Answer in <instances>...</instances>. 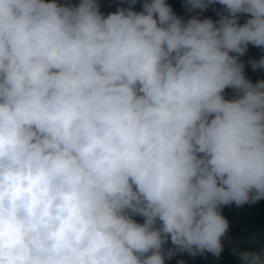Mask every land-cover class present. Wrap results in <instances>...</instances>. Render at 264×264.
<instances>
[{
    "label": "clouds",
    "instance_id": "9594fccd",
    "mask_svg": "<svg viewBox=\"0 0 264 264\" xmlns=\"http://www.w3.org/2000/svg\"><path fill=\"white\" fill-rule=\"evenodd\" d=\"M127 3L0 0V264L219 258L264 200V0Z\"/></svg>",
    "mask_w": 264,
    "mask_h": 264
},
{
    "label": "trees",
    "instance_id": "16d2710c",
    "mask_svg": "<svg viewBox=\"0 0 264 264\" xmlns=\"http://www.w3.org/2000/svg\"><path fill=\"white\" fill-rule=\"evenodd\" d=\"M143 0H138V3L134 6L135 11L141 10V5ZM176 15L181 16L185 19V21L193 15L197 13L200 14L201 18H211L214 21L218 20L217 11H222V6L219 4L214 5L213 7L217 10L214 11L213 7H210L206 11L200 12V10H196V12H188L184 7V0H166ZM127 7V0H116L115 1V9L118 7ZM241 23V21H239ZM264 79V69H261ZM233 93V90L230 89ZM234 94V93H233ZM243 212L244 222L247 229L252 230L254 228L260 229L264 233V200L259 201L255 204H245L241 207ZM223 215L229 220V229L234 232H241V227L238 221L237 207L226 206L223 208ZM137 222H143L142 218L136 217ZM168 246H171L170 243ZM179 260H184L186 264H234V256L231 252L224 247L223 252L221 253L219 258L213 257L210 253L202 256V259L199 256L192 258L187 254L177 255L169 260H166V264H178Z\"/></svg>",
    "mask_w": 264,
    "mask_h": 264
},
{
    "label": "built area",
    "instance_id": "2783aa9c",
    "mask_svg": "<svg viewBox=\"0 0 264 264\" xmlns=\"http://www.w3.org/2000/svg\"><path fill=\"white\" fill-rule=\"evenodd\" d=\"M59 3H70L78 4L79 0H58ZM248 17L246 15H241L240 21L243 24ZM261 56H264V50L256 48L249 45L248 51L242 57L245 61L250 59H259ZM229 238H223L222 242L224 247L228 249L231 254L234 256V264H242L239 253L243 251H262L264 250V233L258 228L249 230L245 227L241 232H234L229 229L228 232ZM255 237V239H253ZM237 249V252L234 254L233 249ZM264 254V252H262ZM202 259V256H199Z\"/></svg>",
    "mask_w": 264,
    "mask_h": 264
},
{
    "label": "rangeland",
    "instance_id": "374dc122",
    "mask_svg": "<svg viewBox=\"0 0 264 264\" xmlns=\"http://www.w3.org/2000/svg\"><path fill=\"white\" fill-rule=\"evenodd\" d=\"M241 60L244 62L245 64V75L248 79H250L253 83H255L257 80H261L263 79V74L261 69L260 70H253L251 65L248 63V61H245L242 57ZM233 95V93L230 91V89H226L225 90V96L226 98H231Z\"/></svg>",
    "mask_w": 264,
    "mask_h": 264
},
{
    "label": "water",
    "instance_id": "95a60500",
    "mask_svg": "<svg viewBox=\"0 0 264 264\" xmlns=\"http://www.w3.org/2000/svg\"><path fill=\"white\" fill-rule=\"evenodd\" d=\"M116 0H98V3L101 5V11L105 14L114 12Z\"/></svg>",
    "mask_w": 264,
    "mask_h": 264
},
{
    "label": "crops",
    "instance_id": "0c3cea01",
    "mask_svg": "<svg viewBox=\"0 0 264 264\" xmlns=\"http://www.w3.org/2000/svg\"><path fill=\"white\" fill-rule=\"evenodd\" d=\"M237 214H238V221H239L240 227L242 230H244L246 226H245L243 212L241 210V207H237Z\"/></svg>",
    "mask_w": 264,
    "mask_h": 264
}]
</instances>
